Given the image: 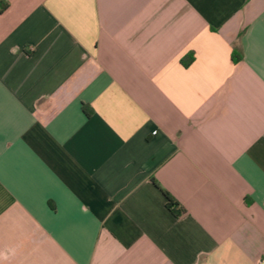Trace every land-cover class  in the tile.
Here are the masks:
<instances>
[{
  "label": "crops",
  "instance_id": "crops-1",
  "mask_svg": "<svg viewBox=\"0 0 264 264\" xmlns=\"http://www.w3.org/2000/svg\"><path fill=\"white\" fill-rule=\"evenodd\" d=\"M263 257L264 0H0V264Z\"/></svg>",
  "mask_w": 264,
  "mask_h": 264
},
{
  "label": "trees",
  "instance_id": "trees-1",
  "mask_svg": "<svg viewBox=\"0 0 264 264\" xmlns=\"http://www.w3.org/2000/svg\"><path fill=\"white\" fill-rule=\"evenodd\" d=\"M232 58H233L232 61L239 60L238 54H235V53L232 54ZM163 192L165 193V197L167 199V205H173L175 202L172 200L171 196H169L164 190Z\"/></svg>",
  "mask_w": 264,
  "mask_h": 264
},
{
  "label": "built area",
  "instance_id": "built-area-1",
  "mask_svg": "<svg viewBox=\"0 0 264 264\" xmlns=\"http://www.w3.org/2000/svg\"><path fill=\"white\" fill-rule=\"evenodd\" d=\"M258 264H264V257L259 259Z\"/></svg>",
  "mask_w": 264,
  "mask_h": 264
}]
</instances>
